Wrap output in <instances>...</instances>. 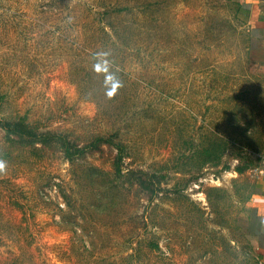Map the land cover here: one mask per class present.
<instances>
[{"label": "rangeland", "instance_id": "rangeland-1", "mask_svg": "<svg viewBox=\"0 0 264 264\" xmlns=\"http://www.w3.org/2000/svg\"><path fill=\"white\" fill-rule=\"evenodd\" d=\"M262 180L238 0H0V264H264Z\"/></svg>", "mask_w": 264, "mask_h": 264}, {"label": "crops", "instance_id": "crops-1", "mask_svg": "<svg viewBox=\"0 0 264 264\" xmlns=\"http://www.w3.org/2000/svg\"><path fill=\"white\" fill-rule=\"evenodd\" d=\"M244 15V21L253 30L264 37V0H238ZM259 200L264 205V181L257 185ZM264 246V236L262 237ZM264 252V248H263Z\"/></svg>", "mask_w": 264, "mask_h": 264}, {"label": "trees", "instance_id": "trees-1", "mask_svg": "<svg viewBox=\"0 0 264 264\" xmlns=\"http://www.w3.org/2000/svg\"><path fill=\"white\" fill-rule=\"evenodd\" d=\"M18 123H8V131H11V132H20V133H24V131H22V130H20L19 128H20V126L18 127ZM15 126L17 127V129L15 128ZM28 133H30V131H27ZM34 135V134H33ZM44 137H48V136H44ZM59 138H62V137H60L59 136ZM64 146L66 147L65 148V150H66V153L68 154V156H71L72 155V150H71V148L68 146V145H66V142H64ZM119 159H121V156H120V158Z\"/></svg>", "mask_w": 264, "mask_h": 264}]
</instances>
